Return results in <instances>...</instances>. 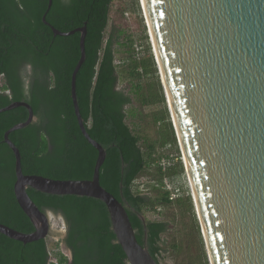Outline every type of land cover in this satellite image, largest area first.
I'll use <instances>...</instances> for the list:
<instances>
[{"label": "trees", "instance_id": "16d2710c", "mask_svg": "<svg viewBox=\"0 0 264 264\" xmlns=\"http://www.w3.org/2000/svg\"><path fill=\"white\" fill-rule=\"evenodd\" d=\"M48 1L0 0V108L24 100L37 117L9 135L20 149L23 172L58 179L93 176L98 150L81 132L71 96L72 72L81 54L80 32L54 35L42 17L46 13L47 21L62 31L86 23V57L77 73L76 93L87 131L106 149L100 183L126 205L138 241H146L159 264L162 235L168 229L160 213L171 204L191 214L192 228L202 244L197 258H202L200 264H210L192 195L181 183L185 167L145 21L141 19L138 33L114 27L107 34L114 0H53L49 9ZM28 65L32 73L26 87L21 71ZM122 74L130 78L129 91L118 87ZM152 76L155 81L145 85L144 79ZM133 93L143 103L163 106L154 113L155 123L160 124L156 140L140 134L127 120L135 113L127 109ZM28 114L24 106L0 112V222L23 232L33 231L34 225L16 199L15 155L3 138ZM162 157L171 161L166 170L159 165ZM144 174L151 175L142 186L138 179ZM164 176L180 188L175 199H170ZM27 191L41 210L60 212L65 218L66 236L52 242L60 264H130L103 201L32 187ZM148 212L158 217L151 219ZM139 214H144L145 225ZM59 241L71 251L70 262ZM49 244L47 238L24 243L0 232V264H49Z\"/></svg>", "mask_w": 264, "mask_h": 264}, {"label": "water", "instance_id": "95a60500", "mask_svg": "<svg viewBox=\"0 0 264 264\" xmlns=\"http://www.w3.org/2000/svg\"><path fill=\"white\" fill-rule=\"evenodd\" d=\"M53 0L48 1V9ZM145 1V6L143 4ZM168 110L188 175L210 264H264V0H140ZM54 35L80 32V58L71 96L81 132L98 150L89 179L25 174L10 133L36 120L30 103L12 101L0 112L24 106L26 120L4 133L15 155L14 193L34 225L23 232L0 222V232L24 243L51 233L48 211L27 188L103 201L111 228L130 264H159L141 244L127 207L100 183L106 149L87 131L76 79L85 57L86 23ZM191 181L193 184H191ZM144 225L146 218L139 214ZM65 253L72 259L71 251Z\"/></svg>", "mask_w": 264, "mask_h": 264}, {"label": "rangeland", "instance_id": "374dc122", "mask_svg": "<svg viewBox=\"0 0 264 264\" xmlns=\"http://www.w3.org/2000/svg\"><path fill=\"white\" fill-rule=\"evenodd\" d=\"M141 19L144 20L143 10L140 0H114L111 6L110 20L107 28V34L111 32L114 27L116 29H126L127 32L137 33L141 31ZM150 38V37H149ZM125 46H120V49ZM156 77H146L144 83L147 81H155ZM130 78L127 74H122L119 78L118 87L130 90ZM2 83V79H0ZM133 103L127 106L128 112L135 111V113L128 115V122L143 136L149 137L152 140L158 138L160 124L155 123L154 113L163 108L160 103H143L138 97L132 94ZM180 149V148H179ZM161 148H158V153ZM151 175V174H150ZM150 175L144 174L138 182L142 186L149 182ZM154 176V173L153 175ZM181 183L188 187L190 193L189 179L186 171L184 170ZM154 194H157L156 192ZM51 220V233L47 237L49 242L58 241L65 231V220L60 212L48 210ZM161 217L168 222V229L162 235L164 251L160 257L162 264H200L203 263L200 256L202 252V244L197 237L195 230L192 228V216L189 213L183 212L182 209L176 204L165 206L160 213ZM149 218L153 219L158 217L155 212H148L146 214ZM59 245L63 248L64 244L59 241ZM204 250L205 246L203 244ZM198 259V260H195Z\"/></svg>", "mask_w": 264, "mask_h": 264}, {"label": "built area", "instance_id": "2783aa9c", "mask_svg": "<svg viewBox=\"0 0 264 264\" xmlns=\"http://www.w3.org/2000/svg\"><path fill=\"white\" fill-rule=\"evenodd\" d=\"M159 165L163 170H166L171 165V161L167 157H162L159 160ZM163 179L166 189L170 192V199H175L180 194V188L175 186L169 177L164 176ZM49 249H50L49 264H60L58 258L54 254V251H56L57 248L52 242H50L49 244Z\"/></svg>", "mask_w": 264, "mask_h": 264}, {"label": "flooded vegetation", "instance_id": "af4514ba", "mask_svg": "<svg viewBox=\"0 0 264 264\" xmlns=\"http://www.w3.org/2000/svg\"><path fill=\"white\" fill-rule=\"evenodd\" d=\"M30 73H32V70H31V66H30V65H28V66L26 67V69H23V70L21 71L22 78H23V80H24V82H25L26 87H27V84H28V83L30 82V80H31L30 75H28V74H30ZM36 120H37V117H36ZM46 211H48V210H46ZM61 215H62V213H61ZM62 216H63V215H62ZM63 218H64V216H63ZM64 220H65V218H64ZM66 233H67V225H66V221H65V231H64L63 236H62L59 240L64 239V237L66 236ZM67 249H68V248H67Z\"/></svg>", "mask_w": 264, "mask_h": 264}, {"label": "bare ground", "instance_id": "6f19581e", "mask_svg": "<svg viewBox=\"0 0 264 264\" xmlns=\"http://www.w3.org/2000/svg\"><path fill=\"white\" fill-rule=\"evenodd\" d=\"M144 2H145V1H143V4H144V6H145V3H144ZM191 184H193L192 181H191Z\"/></svg>", "mask_w": 264, "mask_h": 264}, {"label": "crops", "instance_id": "0c3cea01", "mask_svg": "<svg viewBox=\"0 0 264 264\" xmlns=\"http://www.w3.org/2000/svg\"><path fill=\"white\" fill-rule=\"evenodd\" d=\"M62 249L66 251V248L65 247H63Z\"/></svg>", "mask_w": 264, "mask_h": 264}]
</instances>
